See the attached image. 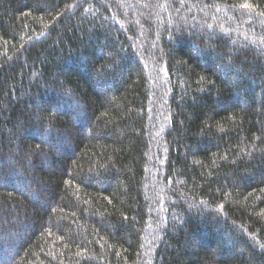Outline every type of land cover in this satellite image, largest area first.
Returning a JSON list of instances; mask_svg holds the SVG:
<instances>
[{
    "label": "trees",
    "instance_id": "obj_1",
    "mask_svg": "<svg viewBox=\"0 0 264 264\" xmlns=\"http://www.w3.org/2000/svg\"><path fill=\"white\" fill-rule=\"evenodd\" d=\"M261 13L0 0V264H264Z\"/></svg>",
    "mask_w": 264,
    "mask_h": 264
},
{
    "label": "snow or ice",
    "instance_id": "obj_2",
    "mask_svg": "<svg viewBox=\"0 0 264 264\" xmlns=\"http://www.w3.org/2000/svg\"><path fill=\"white\" fill-rule=\"evenodd\" d=\"M242 8L251 9L253 6L249 3L241 4ZM261 15H264V13H261Z\"/></svg>",
    "mask_w": 264,
    "mask_h": 264
}]
</instances>
